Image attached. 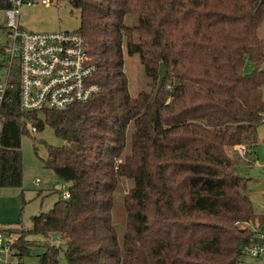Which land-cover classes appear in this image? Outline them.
Wrapping results in <instances>:
<instances>
[{
  "label": "trees",
  "instance_id": "obj_1",
  "mask_svg": "<svg viewBox=\"0 0 264 264\" xmlns=\"http://www.w3.org/2000/svg\"><path fill=\"white\" fill-rule=\"evenodd\" d=\"M69 3L79 10L99 91L64 109L24 111L14 67L0 103V186L22 184L28 124H49L64 140L46 144L44 162L70 181L68 196L31 217L32 232L61 241L49 240L34 264H235L254 239L242 222L264 224L236 169L250 161L233 155L235 145L252 155L264 121V0ZM126 52L139 54L151 89L130 93ZM160 62L166 76L156 91ZM122 176L133 183L120 240L112 207ZM16 231L25 260L32 242Z\"/></svg>",
  "mask_w": 264,
  "mask_h": 264
},
{
  "label": "rangeland",
  "instance_id": "obj_2",
  "mask_svg": "<svg viewBox=\"0 0 264 264\" xmlns=\"http://www.w3.org/2000/svg\"><path fill=\"white\" fill-rule=\"evenodd\" d=\"M124 20L127 24L132 25L136 23L137 16L127 15ZM18 21L22 27L34 31L76 29L80 24L79 10L73 8L69 0H50L48 5L40 2L33 5L23 4L20 8ZM258 34L264 39V18L258 27ZM136 35L137 32H134V37ZM6 43L4 14L0 12V79H4L8 71L5 62L6 56L2 52ZM252 69L253 64L246 63L245 71L249 72ZM124 70L128 78V88L132 95H136L140 90L152 88L151 78L146 74L137 52L125 53ZM11 73H14V67L11 69ZM263 126L264 123L259 125V131L262 130ZM28 128L30 133L22 134L20 145L22 184L21 186H0V224H8L14 230L24 232L25 238L32 242L25 261L34 264L38 262V254L44 250V245L49 241L51 235L32 232L31 217L41 211H47L59 196L68 189L70 181L59 178L44 162L48 154L46 144L61 145L64 140L55 134L53 127L49 124H45L42 128L34 131L31 130V124H28ZM130 129L131 126H129V131ZM260 138L259 134L258 140ZM234 148L237 150L233 155L238 160L250 161V164L241 163L237 165L236 169L239 174L248 177V188L255 209L264 211V193L261 194L260 192L261 189H264V146H258L257 141L252 147V155L248 154L240 145H235ZM255 158L258 159V163H256ZM132 183V179L120 177L113 193L112 223L120 240L127 229V213L124 203L125 195ZM242 224H247V222H242ZM59 260L64 261L62 252L59 255ZM245 261L248 264H260L259 261L249 257H245Z\"/></svg>",
  "mask_w": 264,
  "mask_h": 264
},
{
  "label": "built area",
  "instance_id": "obj_3",
  "mask_svg": "<svg viewBox=\"0 0 264 264\" xmlns=\"http://www.w3.org/2000/svg\"><path fill=\"white\" fill-rule=\"evenodd\" d=\"M49 1L0 0L7 37L2 52L8 67L5 78L0 79V103L13 67L19 71V106L24 111L64 109L87 101L100 89L94 80L96 65L89 58L87 41L81 31L77 28L34 31L20 25L18 16L23 4L48 5ZM31 130H36L35 126ZM62 196L67 197L68 192ZM250 226L254 239L241 249L235 264H248L245 257L264 264V224ZM19 235L12 226L0 224V264H25L17 245ZM49 240L60 243V235L52 232Z\"/></svg>",
  "mask_w": 264,
  "mask_h": 264
},
{
  "label": "crops",
  "instance_id": "obj_4",
  "mask_svg": "<svg viewBox=\"0 0 264 264\" xmlns=\"http://www.w3.org/2000/svg\"><path fill=\"white\" fill-rule=\"evenodd\" d=\"M262 123H264V121L263 122H261L260 124H262ZM259 124V125H260ZM259 125H258V127H257V134L259 133L260 134V136H261V138L258 140V146L259 145H262V146H264V126H263V128H262V130L261 131H259ZM258 134V135H259ZM258 148V147H257ZM256 157V156H255ZM255 161H256V163H258V159L257 158H255ZM261 194H263L264 193V189H261ZM250 191L248 192V195H249V197H250V199H251V201H252V204H253V198H252V196L250 195ZM260 204V203H259ZM261 205V204H260ZM253 208H254V210L256 211V212H261V213H264V211H258V210H256L255 209V206H254V204H253ZM8 223V222H7ZM3 224V223H2ZM6 225H8V224H6Z\"/></svg>",
  "mask_w": 264,
  "mask_h": 264
},
{
  "label": "water",
  "instance_id": "obj_5",
  "mask_svg": "<svg viewBox=\"0 0 264 264\" xmlns=\"http://www.w3.org/2000/svg\"><path fill=\"white\" fill-rule=\"evenodd\" d=\"M165 76H166V70H165L164 64L163 62H160V66L158 68V79H157L156 91H158L159 88L161 87L162 81ZM57 187H59V185H57Z\"/></svg>",
  "mask_w": 264,
  "mask_h": 264
}]
</instances>
